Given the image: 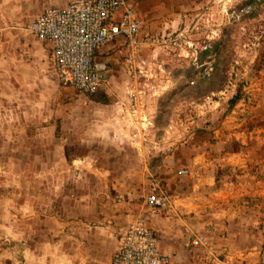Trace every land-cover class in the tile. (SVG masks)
<instances>
[{
	"label": "rangeland",
	"instance_id": "rangeland-1",
	"mask_svg": "<svg viewBox=\"0 0 264 264\" xmlns=\"http://www.w3.org/2000/svg\"><path fill=\"white\" fill-rule=\"evenodd\" d=\"M130 1L141 29L135 46H124L112 86L118 88L113 97L123 110L130 96H136L142 107L140 120L127 116L137 125L130 128L140 136L128 145L133 155L111 158L108 151V158H98L101 152L97 151L91 158H55L49 163L57 200L62 189L82 190L84 177L94 178L96 168L111 171L105 176L107 184L98 185V197L91 189L82 190L86 202L98 203L103 219L86 223V236L70 228L77 223L74 219L66 220L60 210L54 212L55 243L64 244L66 229L70 238L64 246L72 260L80 255L87 264L96 263L94 256L99 261L109 257L104 264L110 261L119 233L143 213L140 207L146 209L142 196L148 193L150 180L158 178L166 186L173 177L158 167L168 164L177 173L185 160L208 149L210 137L223 132L238 136L244 128L236 126L255 117L257 95L264 94V0ZM30 5V0H23L22 11L10 13L13 9L8 8V13L0 14V157L4 162L17 156L15 168L29 182L25 170V162L30 161L29 138L48 117L57 121L67 113L68 104L79 96L51 76L47 56L26 32L43 8L42 0L36 8ZM168 35L176 45L161 44ZM55 135L54 145H62L59 133ZM19 138L21 143H15ZM168 191L176 199L173 186ZM118 215L129 216L123 222ZM195 255L201 263V253ZM51 259L50 264H66L57 256Z\"/></svg>",
	"mask_w": 264,
	"mask_h": 264
},
{
	"label": "crops",
	"instance_id": "crops-1",
	"mask_svg": "<svg viewBox=\"0 0 264 264\" xmlns=\"http://www.w3.org/2000/svg\"><path fill=\"white\" fill-rule=\"evenodd\" d=\"M68 1L42 0V7H63ZM30 2L31 8L37 7L38 0ZM8 8L13 9L10 13L22 11L23 0H0V14L8 13ZM37 44L47 56V46ZM123 53L121 42L102 46L94 59L95 68L104 69L101 75L107 77L101 89L92 97L79 95L74 101L70 99L67 113L63 112L57 121L48 117L46 124L31 135L27 150L30 161L25 162L30 182L16 170L17 156L4 162L0 157V264H50L49 260L56 256L66 264L88 263L80 255L72 260L71 251L64 246L70 238L66 229L62 231L64 244H59L63 246L55 243L54 212L60 210L66 220L74 219L77 223L70 228H76L78 236H86L85 224L103 219L98 203L86 202L87 193L82 190L91 189L93 197H98V185L107 184L105 176L111 171L96 168L94 178L84 177L85 186L79 188L82 190L72 193L62 189L57 200L49 178V163L55 158H91L97 151L101 152L98 158H108V151L111 158L128 159L133 155L128 145H134L140 136L130 128L132 120L113 97L118 94L112 83ZM257 98L256 115L236 126L244 128L237 131L238 136L223 132L220 137H210L208 149L185 160L177 173L168 164L158 167L161 172L172 173L166 187L170 190L173 186L177 197L165 212L152 213L143 207L140 211L148 218L160 251L169 256L172 264H202L195 255L198 251L189 246L195 235L240 264H264V94ZM57 133L62 143L58 146L54 145ZM15 143H21V139ZM181 171L187 173L179 174ZM128 216L118 215L117 219L124 222ZM28 222L30 227L26 226ZM108 258L99 261L94 256L92 262L104 264Z\"/></svg>",
	"mask_w": 264,
	"mask_h": 264
},
{
	"label": "built area",
	"instance_id": "built-area-1",
	"mask_svg": "<svg viewBox=\"0 0 264 264\" xmlns=\"http://www.w3.org/2000/svg\"><path fill=\"white\" fill-rule=\"evenodd\" d=\"M140 29L135 5L130 0H69L63 7H44L26 26L30 36L47 46L49 71L57 83L85 97L94 96L105 83L95 68L98 50L115 41L133 48ZM160 42L176 45L169 35ZM123 107L127 115L141 119L142 107L136 96H130ZM142 199L152 213L165 212L173 206V197L158 178L150 180L148 193ZM189 246L201 253L202 264H240L219 254L201 236H192ZM107 264L172 263L160 251L148 218L142 213L119 233L117 249Z\"/></svg>",
	"mask_w": 264,
	"mask_h": 264
},
{
	"label": "water",
	"instance_id": "water-1",
	"mask_svg": "<svg viewBox=\"0 0 264 264\" xmlns=\"http://www.w3.org/2000/svg\"><path fill=\"white\" fill-rule=\"evenodd\" d=\"M108 69H109V68H108ZM96 71H97V73H98V75H99V79H100V81H106V80H107V77L101 75L103 72H105L104 69H96Z\"/></svg>",
	"mask_w": 264,
	"mask_h": 264
}]
</instances>
